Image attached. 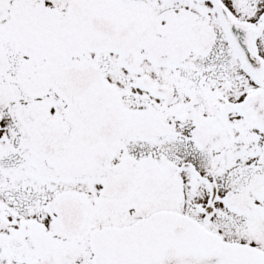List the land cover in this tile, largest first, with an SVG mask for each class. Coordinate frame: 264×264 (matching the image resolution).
<instances>
[{"label":"snow or ice","instance_id":"obj_1","mask_svg":"<svg viewBox=\"0 0 264 264\" xmlns=\"http://www.w3.org/2000/svg\"><path fill=\"white\" fill-rule=\"evenodd\" d=\"M0 264H264V0H0Z\"/></svg>","mask_w":264,"mask_h":264}]
</instances>
